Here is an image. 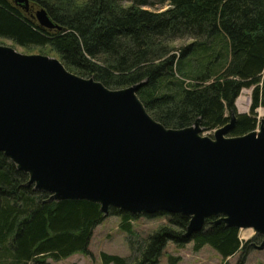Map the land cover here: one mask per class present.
Returning a JSON list of instances; mask_svg holds the SVG:
<instances>
[{
    "label": "trees",
    "instance_id": "trees-1",
    "mask_svg": "<svg viewBox=\"0 0 264 264\" xmlns=\"http://www.w3.org/2000/svg\"><path fill=\"white\" fill-rule=\"evenodd\" d=\"M26 10L0 0V38L27 50L49 48L71 71L94 77L112 89L141 83L137 93L150 114L167 127L201 119L213 130L231 121L229 136L258 126L264 106V0H29ZM153 6H160L153 8ZM167 8L163 9V7ZM45 8L60 28L41 25L34 13ZM187 39L185 45L178 40ZM254 87L249 113L236 100ZM28 173L0 151V264H50L75 253L91 255L94 228L105 216L99 203L85 199L48 201L49 193L27 185ZM132 236V214L110 207ZM168 221L148 234L130 257L101 253L103 264H158L169 240L210 244L224 259L248 242L237 227L209 217L205 227L185 236L190 216L158 212ZM131 248L134 241L130 240ZM134 250V248H133Z\"/></svg>",
    "mask_w": 264,
    "mask_h": 264
},
{
    "label": "water",
    "instance_id": "water-1",
    "mask_svg": "<svg viewBox=\"0 0 264 264\" xmlns=\"http://www.w3.org/2000/svg\"><path fill=\"white\" fill-rule=\"evenodd\" d=\"M26 10L29 0H14ZM60 28L45 8L35 13ZM141 83L112 89L56 56L0 44V151L48 201L85 199L132 214L190 216L185 236L215 224L253 228L264 249V117L229 136L231 121L202 134L201 119L167 127L147 110Z\"/></svg>",
    "mask_w": 264,
    "mask_h": 264
},
{
    "label": "rangeland",
    "instance_id": "rangeland-1",
    "mask_svg": "<svg viewBox=\"0 0 264 264\" xmlns=\"http://www.w3.org/2000/svg\"><path fill=\"white\" fill-rule=\"evenodd\" d=\"M159 7L160 6H153V8ZM167 7L168 6L163 7V9ZM188 42L187 39H181L178 40L177 45H185ZM0 44L13 45L18 51L23 53H45L50 56H55V53L49 48H45L44 51H40L39 49L27 50L21 46L15 45L13 41L6 38H0ZM253 89L254 87H245L242 89L236 100L239 112H250ZM256 117L259 126L260 119L264 117L263 105L257 107ZM213 133L214 129L209 130L202 127L203 135L212 137ZM227 135L229 134L227 133ZM168 218L169 217L165 214L156 216L142 215L133 220L132 224L135 229V234L130 236L121 228V217L109 214L105 216L104 220L93 230V236L89 246L91 255L78 252L59 260L48 258L47 261H49L50 264H103L101 258L102 252L130 257L140 249L148 234L159 225L167 222ZM239 230L241 240L249 243L245 264H264V249H258L252 244H259L262 240V236L255 232L253 228H241ZM129 239L135 242L132 248ZM241 253L242 250H239L235 254L224 259L210 244H206L200 250H196L193 240L184 245H178L173 240H169L158 264H235L239 260ZM132 262L133 261L130 259L128 264H132Z\"/></svg>",
    "mask_w": 264,
    "mask_h": 264
}]
</instances>
